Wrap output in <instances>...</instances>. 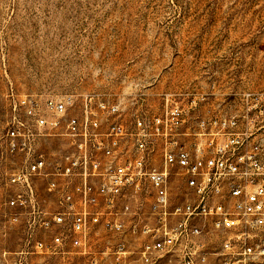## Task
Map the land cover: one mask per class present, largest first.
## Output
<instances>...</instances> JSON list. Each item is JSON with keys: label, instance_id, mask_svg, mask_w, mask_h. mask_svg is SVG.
<instances>
[{"label": "built area", "instance_id": "obj_1", "mask_svg": "<svg viewBox=\"0 0 264 264\" xmlns=\"http://www.w3.org/2000/svg\"><path fill=\"white\" fill-rule=\"evenodd\" d=\"M198 101L11 85L5 205L23 250L90 255L104 231L136 239L134 264H264V91L206 115Z\"/></svg>", "mask_w": 264, "mask_h": 264}, {"label": "rangeland", "instance_id": "obj_2", "mask_svg": "<svg viewBox=\"0 0 264 264\" xmlns=\"http://www.w3.org/2000/svg\"><path fill=\"white\" fill-rule=\"evenodd\" d=\"M11 85L128 104L142 94L153 106L171 93L197 98L204 115L232 108L240 92L264 91V0H0V264H134L130 234L103 231L90 255L23 250L5 205L16 159L3 145Z\"/></svg>", "mask_w": 264, "mask_h": 264}]
</instances>
